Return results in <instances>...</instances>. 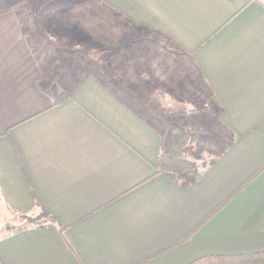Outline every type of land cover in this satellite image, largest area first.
I'll use <instances>...</instances> for the list:
<instances>
[{"label": "crops", "instance_id": "obj_1", "mask_svg": "<svg viewBox=\"0 0 264 264\" xmlns=\"http://www.w3.org/2000/svg\"><path fill=\"white\" fill-rule=\"evenodd\" d=\"M2 2L0 195L63 231L0 227V264L264 247V0H75L38 31ZM164 97L214 120L222 153L189 186L158 170L164 128L139 106Z\"/></svg>", "mask_w": 264, "mask_h": 264}, {"label": "trees", "instance_id": "obj_2", "mask_svg": "<svg viewBox=\"0 0 264 264\" xmlns=\"http://www.w3.org/2000/svg\"><path fill=\"white\" fill-rule=\"evenodd\" d=\"M58 100L55 104L61 103ZM203 127L190 129L178 126H167L162 134L163 142L158 160V170L166 177L177 181L183 186H189L200 180L204 169L213 164L222 150L213 141L208 140ZM207 155L212 156L207 161ZM202 161V163H200ZM40 208L36 216L19 214L34 226H45L58 223L63 231L60 220L54 216L37 198ZM26 226H21L22 229ZM190 264H264V247L256 252L238 254H206L197 257Z\"/></svg>", "mask_w": 264, "mask_h": 264}, {"label": "rangeland", "instance_id": "obj_3", "mask_svg": "<svg viewBox=\"0 0 264 264\" xmlns=\"http://www.w3.org/2000/svg\"><path fill=\"white\" fill-rule=\"evenodd\" d=\"M0 1H3L2 3L4 7L14 8L25 21H31L29 23L27 22V25H36L35 29L36 31H38V25L40 27L44 26V23L42 22L43 18L44 20H46L47 18H50L52 16L59 15L62 8H64L66 5L73 3L75 0ZM162 101L163 102L161 104L157 103L159 107H155V103L152 104L153 106H151L150 104H140L139 106L147 114L150 111L156 116H158L159 119L157 117L151 119L153 122H160L156 123L160 124V126L164 128V130L167 126H178L179 128L187 129L193 127H203L207 131L205 137L208 140L214 139V137L212 135L211 137L209 134L211 133L210 128L213 129L215 127L213 118L209 119V117H212L211 113H209L210 110L204 109V107H201L199 105H192L187 102L175 101L174 98L171 97H164ZM211 158L212 156L207 155L206 159L207 161H209L211 160ZM200 163H202V161H200ZM38 210L40 211V208H38ZM38 213H34L32 214V216H36ZM29 223L30 222H28L27 219L21 217V215L9 210L0 195V227L3 228V231L8 230L10 228L18 229L21 226H26L25 224H27V226H32Z\"/></svg>", "mask_w": 264, "mask_h": 264}]
</instances>
